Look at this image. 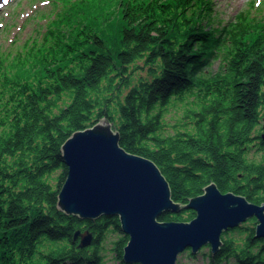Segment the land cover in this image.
<instances>
[{"label":"trees","instance_id":"16d2710c","mask_svg":"<svg viewBox=\"0 0 264 264\" xmlns=\"http://www.w3.org/2000/svg\"><path fill=\"white\" fill-rule=\"evenodd\" d=\"M58 1L43 35L22 48L0 45V264H104L109 234L118 237L114 259L126 264L129 237L117 217L81 221L57 209L68 173L61 146L102 118L125 151L159 166L176 203L212 183L264 203V0L227 28L213 24L214 0ZM176 101L191 106L190 121L168 134L163 111ZM256 226L253 218L223 234L218 253H185L264 264ZM78 230L93 234L90 246L74 242Z\"/></svg>","mask_w":264,"mask_h":264},{"label":"water","instance_id":"95a60500","mask_svg":"<svg viewBox=\"0 0 264 264\" xmlns=\"http://www.w3.org/2000/svg\"><path fill=\"white\" fill-rule=\"evenodd\" d=\"M263 132L260 136L264 144ZM120 132L108 118L73 133L61 146L68 173L58 195L57 209L81 221L117 217L129 237L124 248L126 264H177L180 254H196L209 247L215 254L228 233L256 218L258 237H264V203L256 205L233 193L222 194L216 184L188 205L176 203L159 166L130 154L120 145ZM196 213L187 222H161L163 214ZM93 234L78 230L74 242L86 248Z\"/></svg>","mask_w":264,"mask_h":264},{"label":"rangeland","instance_id":"374dc122","mask_svg":"<svg viewBox=\"0 0 264 264\" xmlns=\"http://www.w3.org/2000/svg\"><path fill=\"white\" fill-rule=\"evenodd\" d=\"M53 1L59 3L58 0H0V45L4 48H22V44L26 41L38 37L39 33L43 35L48 30V23L53 20V14L58 9V7L55 9ZM60 1L64 3V0ZM252 1L214 0L217 11L216 21L213 22L214 26L227 28L236 21L240 13L248 9ZM261 1L257 0V3H261ZM59 7L61 8V5ZM106 7L109 12L115 11L111 5L107 4ZM218 65L219 63L214 65V71H217ZM66 101L69 102L68 99ZM189 108L191 106L186 102L176 101L163 111L164 124L168 134L184 129V125L190 121L186 117ZM253 153H255L253 158L262 160L263 153L255 151ZM58 174L56 173L54 178H57ZM117 238L114 234L108 235L107 241L104 243V264H118L112 254V244ZM204 251L209 253L210 248L206 247ZM177 264H209V262L205 256L199 255L197 259H192L189 252H183L178 257ZM231 264H234L233 260Z\"/></svg>","mask_w":264,"mask_h":264},{"label":"bare ground","instance_id":"6f19581e","mask_svg":"<svg viewBox=\"0 0 264 264\" xmlns=\"http://www.w3.org/2000/svg\"><path fill=\"white\" fill-rule=\"evenodd\" d=\"M262 126H263V122H262ZM263 129V128H262Z\"/></svg>","mask_w":264,"mask_h":264}]
</instances>
